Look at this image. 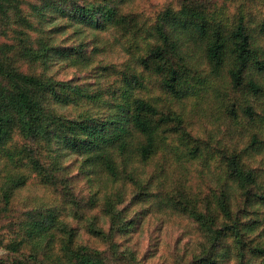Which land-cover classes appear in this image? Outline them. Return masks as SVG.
<instances>
[{"label": "trees", "instance_id": "1", "mask_svg": "<svg viewBox=\"0 0 264 264\" xmlns=\"http://www.w3.org/2000/svg\"><path fill=\"white\" fill-rule=\"evenodd\" d=\"M129 1L0 0V23L19 43L0 44V163L18 160L1 193L0 217L34 178L61 190L65 202L24 211L7 248L22 259L0 264H145L131 235L159 214L187 221L202 239L198 249L189 243V255L177 264H264V156L256 159L264 155V139L254 133L250 145L234 150L212 145L194 137L184 113L173 109L191 98L198 103L227 74L231 93L247 99L234 100L229 115L237 119L242 111L255 123L258 112L248 99L264 96V17L243 9L229 14L222 0H174L150 24L125 10ZM67 25L118 33L123 71H96L99 80L121 74L120 82L94 90L18 68L16 53L47 69L91 67L101 41L87 44L77 32L78 44H57ZM154 90L161 94L148 97ZM71 106L80 109L59 114ZM214 153L216 185L196 188L192 168L201 162L209 169ZM68 154L80 158L97 186L89 199L77 197L69 178L59 175L66 168L57 161ZM207 176L202 169L199 179ZM108 182L113 191L104 192ZM70 205L87 240L61 219Z\"/></svg>", "mask_w": 264, "mask_h": 264}, {"label": "rangeland", "instance_id": "2", "mask_svg": "<svg viewBox=\"0 0 264 264\" xmlns=\"http://www.w3.org/2000/svg\"><path fill=\"white\" fill-rule=\"evenodd\" d=\"M174 0H130L125 7L129 13L147 18L148 22L153 23L157 14L164 10L166 6ZM226 1L227 13L234 14L238 9H243L251 12L254 17L260 19L264 17V0H222ZM34 4L37 0H29ZM27 12L28 7L23 6ZM28 13V12H27ZM67 24L66 21H62ZM150 23V24H151ZM64 33L58 36L57 44L76 45L81 42L79 33L82 32V39L87 44H93V41H101V53L96 57L95 62L87 70H81L78 67H69L61 63L52 65L49 69L38 62H31L20 58L19 53H16L18 61V68L26 74L45 75L53 77L58 80H74L76 83L90 84L92 89H106L109 83L115 84L122 79L121 74H115L109 78L102 77L99 80L98 76H102L101 72L96 71L100 66H116L118 72L123 71L122 63L126 58L123 51V41L116 31L110 30L102 32L101 35L96 31L80 27L78 25H67ZM15 34L13 31L8 30L7 26L0 23V44H8L9 46H16L19 43L14 40ZM264 46V42H261ZM13 55V54H10ZM229 77L226 74L223 84L219 82L213 91H209L198 103L195 98H191L181 103L173 104V109L181 111L185 115L188 127L191 134L205 142H210L212 145L225 146L227 148L242 149L250 145L251 137L254 133L264 139V96H258L256 99L251 97L248 99L250 104H254L257 109L256 121L250 124L248 117L242 111L238 112V118L234 119L228 113L229 108L233 105V101L238 99L237 102L242 104L247 101L241 99L242 95H233L229 90ZM226 83V85H224ZM219 85V87H218ZM161 93L154 90L149 93L150 95H160ZM80 108L74 106L68 109H63L59 114H75ZM234 150V149H233ZM61 160L58 162V167L66 168L61 176L69 178L70 184L73 188V193L79 198L89 199L97 191V186L93 184L88 177L87 173L82 170L79 157L75 154H68L67 156L61 155ZM264 155L257 156V161L263 158ZM8 159L10 157L8 156ZM8 159L0 163V212L3 210L5 202L2 199L3 188L5 187L6 178L17 173L16 164L18 160L15 158L12 163ZM11 160V159H10ZM219 160L218 154L214 153V158L210 162L209 169H204L201 162H196V166L192 168L191 180L196 181L193 184L197 187L201 186L206 191H209L207 185H216L212 172L216 171L215 164ZM50 162V160H47ZM204 170L206 178L199 179L201 170ZM104 192L113 191L111 182L105 183ZM39 203H45L54 208H64L62 206L64 197L60 192L55 191L53 188L45 187L39 184L38 180L31 179L27 185L19 190L15 197L11 200L7 208V212L2 213L0 217V259L15 261L22 259L18 254H13L8 251L9 244L16 238L18 229L14 228L18 218L24 211L35 208ZM62 220L71 226L79 228V235L82 239L87 240L89 235L86 234L85 229L79 225L71 217L70 212L73 206L66 207ZM99 214V211H96ZM107 223V220H103ZM130 246L135 250L139 259L143 260L145 264H177L180 258L186 260L189 252L187 245L192 243L198 249L199 242L202 240L197 231L188 227V222L178 218H168L164 215H155L147 217L137 227L136 231L131 235ZM149 254V257L147 256ZM147 258V259H146Z\"/></svg>", "mask_w": 264, "mask_h": 264}]
</instances>
